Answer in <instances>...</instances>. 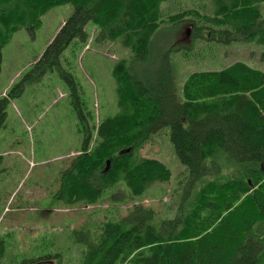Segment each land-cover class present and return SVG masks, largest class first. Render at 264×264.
<instances>
[{"label":"trees","instance_id":"1","mask_svg":"<svg viewBox=\"0 0 264 264\" xmlns=\"http://www.w3.org/2000/svg\"><path fill=\"white\" fill-rule=\"evenodd\" d=\"M168 1L0 0V61L16 31L26 28L33 34L49 10L74 7L31 73L0 99V129L9 100L59 69L72 91L83 143L62 173L55 199L87 206L120 183L134 198L156 183H169L173 173L164 163L140 155L153 135L169 128L188 171L183 187L179 182L175 190V216L160 220L154 209L139 204L120 221L93 226V231L85 224L74 233L84 246L79 264H264V71L242 61L198 71L185 79L179 96L171 56L180 48L157 52L154 46L162 26L191 23L206 42L264 48V0H212L210 15L187 10L164 17L161 5ZM88 24L98 29L95 41L120 39L132 52L113 70L119 112L99 124H91L93 116L84 112L73 76L60 63L73 40L87 43ZM5 253L1 240L0 264Z\"/></svg>","mask_w":264,"mask_h":264},{"label":"rangeland","instance_id":"2","mask_svg":"<svg viewBox=\"0 0 264 264\" xmlns=\"http://www.w3.org/2000/svg\"><path fill=\"white\" fill-rule=\"evenodd\" d=\"M213 9L212 0H170L161 5L164 17L187 10L210 15ZM73 13L70 4L56 6L41 17L40 27L33 34L22 28L11 36L1 52L0 99L31 73ZM85 30L87 43L73 40L60 63L61 69L73 76L84 112L93 116L91 124H99L119 112L113 70L120 60H129L132 52L120 39L95 41L98 29L92 24ZM197 36L191 23H181L162 26L154 37L157 52L180 48L171 56L179 96L185 79L198 71L219 70L238 61L264 71L263 47L245 42H206ZM71 94L69 84L55 68L7 104L5 126L0 129V241L6 247L1 264L48 258L55 260L52 264H79L84 246L76 242L74 233L85 224L93 231V226L120 221L135 205L154 209L160 220L175 216V190L179 182L183 187L188 171L175 153L168 127L153 135L140 155L164 163L173 173L169 183H156L139 198L120 183L106 190L95 205H68L55 199L61 175L80 154L83 143Z\"/></svg>","mask_w":264,"mask_h":264},{"label":"bare ground","instance_id":"3","mask_svg":"<svg viewBox=\"0 0 264 264\" xmlns=\"http://www.w3.org/2000/svg\"><path fill=\"white\" fill-rule=\"evenodd\" d=\"M27 19V18H26ZM32 19V18H31ZM36 19V18H35ZM3 21V20H2ZM2 21H1V23H2ZM23 21H24V19H23ZM25 22H26V20H25ZM36 22V21H35ZM8 27V26H7ZM8 29V28H7ZM8 33V32H7ZM2 34V33H1ZM143 57V56H142ZM140 59V58H139ZM141 66V65H140Z\"/></svg>","mask_w":264,"mask_h":264},{"label":"water","instance_id":"4","mask_svg":"<svg viewBox=\"0 0 264 264\" xmlns=\"http://www.w3.org/2000/svg\"><path fill=\"white\" fill-rule=\"evenodd\" d=\"M41 264H51V263H41Z\"/></svg>","mask_w":264,"mask_h":264}]
</instances>
